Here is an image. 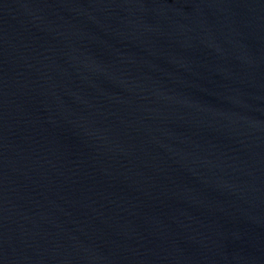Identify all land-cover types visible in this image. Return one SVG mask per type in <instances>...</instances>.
Returning <instances> with one entry per match:
<instances>
[{
    "label": "water",
    "instance_id": "95a60500",
    "mask_svg": "<svg viewBox=\"0 0 264 264\" xmlns=\"http://www.w3.org/2000/svg\"><path fill=\"white\" fill-rule=\"evenodd\" d=\"M0 264H264V0H0Z\"/></svg>",
    "mask_w": 264,
    "mask_h": 264
}]
</instances>
